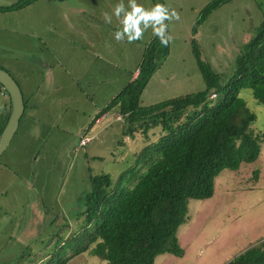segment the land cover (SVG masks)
<instances>
[{"label":"rangeland","instance_id":"rangeland-1","mask_svg":"<svg viewBox=\"0 0 264 264\" xmlns=\"http://www.w3.org/2000/svg\"><path fill=\"white\" fill-rule=\"evenodd\" d=\"M18 1L0 0V67L27 99L0 156V264H105L88 251L73 255L86 244L83 229L77 230L89 177L107 174L115 180L160 131H149L147 139L140 133L130 138L124 135L126 123L112 111L102 123L92 122L130 81L155 36L149 27L131 42L113 38L123 16L113 15V9L123 3L129 10V0H29L22 8L5 9ZM134 2L145 9L161 3L179 17L165 22L170 42L156 44V70L139 94L143 107L204 90L191 43L214 72L228 74L247 33L254 34L264 16V0H231L196 26L208 0ZM33 57L50 64L49 79L37 68L40 62L30 66ZM15 67L35 86L33 103ZM240 98L256 116L251 129L264 133V105L250 90H242ZM9 107L2 99L0 118L6 121ZM85 137L91 142L79 146ZM260 149L254 163L220 172L211 198L188 200L176 231L183 257L164 253L153 264H225L264 240V139Z\"/></svg>","mask_w":264,"mask_h":264},{"label":"trees","instance_id":"trees-1","mask_svg":"<svg viewBox=\"0 0 264 264\" xmlns=\"http://www.w3.org/2000/svg\"><path fill=\"white\" fill-rule=\"evenodd\" d=\"M229 1L208 0L196 26ZM28 3L20 0L5 9ZM247 34L234 67L225 75L203 62L191 43L204 90L143 107L140 90L156 70V44L160 41L155 36L148 43L130 81L93 122L112 111L124 120V135L130 138L140 133L147 139L153 129L160 134L133 156L132 164L115 180L107 174L90 175L83 221L77 230L83 229L86 244L74 256L88 251L105 264H153L164 253L183 257L176 231L185 221L188 200L211 198L220 172L254 163L260 154L264 133L255 134L251 129L256 116L240 92L250 90L256 103L264 105V16L254 34ZM26 104L23 98V115ZM225 264H264V240L249 245Z\"/></svg>","mask_w":264,"mask_h":264},{"label":"clouds","instance_id":"clouds-1","mask_svg":"<svg viewBox=\"0 0 264 264\" xmlns=\"http://www.w3.org/2000/svg\"><path fill=\"white\" fill-rule=\"evenodd\" d=\"M128 9L125 10L123 3L117 4L113 9V15L117 17H121V13H123L122 28L113 34L115 40L120 41L126 38L131 42L140 39L143 31L151 27L153 35L162 45L170 42L172 37L166 31L167 24L165 22L179 18L174 10L168 9L161 3H156L150 9H145L137 5L134 0H129ZM104 18L105 22H109L110 17L107 13Z\"/></svg>","mask_w":264,"mask_h":264},{"label":"water","instance_id":"water-1","mask_svg":"<svg viewBox=\"0 0 264 264\" xmlns=\"http://www.w3.org/2000/svg\"><path fill=\"white\" fill-rule=\"evenodd\" d=\"M0 88L8 96L10 113L6 124L0 134V156L8 147L15 134L19 120L24 111L22 93L14 79L4 70L0 69Z\"/></svg>","mask_w":264,"mask_h":264},{"label":"crops","instance_id":"crops-1","mask_svg":"<svg viewBox=\"0 0 264 264\" xmlns=\"http://www.w3.org/2000/svg\"><path fill=\"white\" fill-rule=\"evenodd\" d=\"M34 62H35V63H39V62H40V63L37 65V68L43 72L45 78L49 79V78H50V74L52 73V69H50V64L47 63L46 59H45V60H39L38 58H34V57H33L32 60L29 61L28 63L30 64V66H34V64H33ZM34 67H36V66H34ZM1 68H2L3 70H5L4 67L1 66ZM5 71H6V70H5ZM15 71H16V73H17V78L22 82L21 84H23L25 88H26V84H27V87H28V90H26L27 97H28L29 100H31L30 102L33 103L34 101L32 102V92H33L35 86H31V84L29 83V81L22 80L21 76H18L19 72L17 71L16 67H15ZM50 72H51V73H50ZM135 74H136V73H134L133 77L135 76ZM19 75H20V74H19ZM24 81H25V82H24ZM60 83H61V81H60ZM61 84H62V83H61ZM17 85H18V84H17ZM18 86H19V85H18ZM19 88H20V87H19ZM5 99H8V96H7V98H5ZM8 103H9V105H10L9 99H8ZM5 105L7 106V104H5ZM9 110H10V107H9ZM9 112H10V111H9ZM106 115H107V114L105 113L104 115H102V116H100L99 118H97V119L93 122V124H100V123H102V121H103L104 117H106ZM115 116H116V117H119L116 113H115ZM2 117L4 118V116H2ZM116 117L114 118V120L118 121V119H116ZM2 120H3V119H2ZM5 120H6V118H5ZM107 125H108V124H107ZM88 129H89V128H88ZM87 132H89V131L87 130ZM86 134H87V133H86ZM85 139H88V140H89V141L87 142V144L90 143L91 140H92L91 137H89V138H86V137H85ZM78 145H79V144H78ZM84 146H85V145H84Z\"/></svg>","mask_w":264,"mask_h":264},{"label":"flooded vegetation","instance_id":"flooded-vegetation-1","mask_svg":"<svg viewBox=\"0 0 264 264\" xmlns=\"http://www.w3.org/2000/svg\"><path fill=\"white\" fill-rule=\"evenodd\" d=\"M6 97H7L6 94L0 88V102H2V99L4 100ZM2 119H3V117L0 118V134H1L3 128L6 124V120L5 119L2 120Z\"/></svg>","mask_w":264,"mask_h":264},{"label":"built area","instance_id":"built-area-1","mask_svg":"<svg viewBox=\"0 0 264 264\" xmlns=\"http://www.w3.org/2000/svg\"><path fill=\"white\" fill-rule=\"evenodd\" d=\"M118 119V118H117ZM89 140L88 139H81L80 142H79V146H84Z\"/></svg>","mask_w":264,"mask_h":264}]
</instances>
